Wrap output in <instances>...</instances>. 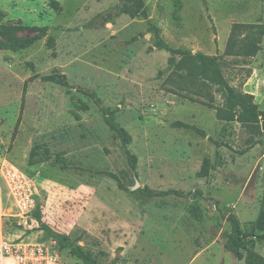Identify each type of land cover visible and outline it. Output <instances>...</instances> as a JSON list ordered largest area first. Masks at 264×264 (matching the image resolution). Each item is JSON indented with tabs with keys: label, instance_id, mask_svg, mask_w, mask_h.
Segmentation results:
<instances>
[{
	"label": "rangeland",
	"instance_id": "374dc122",
	"mask_svg": "<svg viewBox=\"0 0 264 264\" xmlns=\"http://www.w3.org/2000/svg\"><path fill=\"white\" fill-rule=\"evenodd\" d=\"M122 0H0V199L13 164L36 185L40 221L26 233L53 241L58 264H84L48 237L68 236L96 264H244L222 245L234 213L264 258L255 226L264 199L256 164L261 122L218 120L215 109L173 92L186 85L155 47L141 16L115 15ZM172 48L217 55L236 91L264 111V0H144ZM234 23L233 52L226 44ZM255 42L241 54L242 38ZM35 39L21 49L15 40ZM176 60L179 59L175 56ZM62 74L67 85L42 77ZM215 106L220 93L210 89ZM206 99V98H203ZM108 113L131 142L104 120ZM181 122L188 127L177 126ZM202 131V133L200 132ZM50 158L31 164L35 145ZM136 157L132 168L126 152ZM207 167V174L203 171ZM175 189L181 195L148 196Z\"/></svg>",
	"mask_w": 264,
	"mask_h": 264
},
{
	"label": "trees",
	"instance_id": "16d2710c",
	"mask_svg": "<svg viewBox=\"0 0 264 264\" xmlns=\"http://www.w3.org/2000/svg\"><path fill=\"white\" fill-rule=\"evenodd\" d=\"M122 1V5L117 9L115 15L119 16L121 14H128L131 17L141 16L145 19L149 25V30L153 32L155 38L154 46L170 52L171 56L168 59L169 64L177 69L175 71L179 74V77L188 81L194 88H197L193 90L190 89V87L183 85L176 89L171 88L173 92H183L182 94L185 98L199 102L207 107L214 108L216 118L220 121L234 120L246 126H253L258 122V118L261 117L262 125L264 126V111L260 110L258 105L251 100V95L236 91L235 88L229 84L223 74L217 55L200 52L192 53L189 50L168 46L161 37L158 26L149 21L144 0ZM238 26L241 25L234 23L231 28L225 48L227 53L234 51L235 40L238 36ZM12 28L13 27L10 25H0V34H7ZM34 39L35 37L27 40H15L11 43V48H24ZM246 39H248L247 36L242 38L243 43L240 45V52L243 55L250 56L253 55L256 50L255 42H250L252 44L248 45L246 44ZM175 56H178L179 59L176 60ZM42 79L63 86L67 85L65 76L62 74L48 75L42 77ZM213 86L215 87V91L222 96L223 106H215L213 104V97L210 92V89ZM104 120L124 145L131 142L130 134L124 128L117 126L108 113H105ZM175 124L181 127H188V125L181 122H176ZM200 132L202 133V131ZM126 154L129 164L134 168L136 163L135 155L128 151ZM37 155L42 156L41 159H38L40 161H47L50 158L48 149L42 148L41 145L38 144L30 150L29 161L31 164L38 161L35 159V156ZM203 173L207 174V167H205ZM171 194L180 196L181 192L175 189L147 192L148 196H167ZM34 214L35 218L40 221V212L35 210ZM225 219L229 225V230L222 236L223 248L237 258H244V264H264V258L253 249L252 233L246 232L242 229L238 218L234 213H228ZM41 225L47 236L55 240L59 248L67 249L71 255L82 261L84 264H96L90 254L85 252L80 245L70 241L68 236L53 231L46 224L41 223ZM255 226L259 229H264V199Z\"/></svg>",
	"mask_w": 264,
	"mask_h": 264
},
{
	"label": "built area",
	"instance_id": "2783aa9c",
	"mask_svg": "<svg viewBox=\"0 0 264 264\" xmlns=\"http://www.w3.org/2000/svg\"><path fill=\"white\" fill-rule=\"evenodd\" d=\"M260 122L261 119L259 118ZM261 126L262 152L256 168L264 178V126ZM7 202L0 199V264H58L59 253L53 241L31 240L26 233L37 220L32 216L36 185L13 164L2 170Z\"/></svg>",
	"mask_w": 264,
	"mask_h": 264
}]
</instances>
